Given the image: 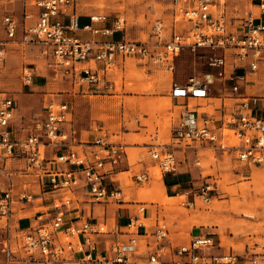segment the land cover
I'll return each mask as SVG.
<instances>
[{
  "label": "built area",
  "instance_id": "1",
  "mask_svg": "<svg viewBox=\"0 0 264 264\" xmlns=\"http://www.w3.org/2000/svg\"><path fill=\"white\" fill-rule=\"evenodd\" d=\"M175 9V21L186 20L191 27L186 31H173L169 40L163 36L164 24L158 20L155 25L157 40H90L83 39L74 33L80 29L105 36L112 35L115 29L122 28V17L118 18L114 28L94 26L93 23L105 22L107 15L91 16L92 24L81 25L76 12V0H40L41 8L38 19L31 25L24 26L18 34L19 21L12 15L3 18L2 25L6 32V40L0 41V62L6 59V43L40 46L44 54H49L63 76L74 84L86 83L94 87L95 93L111 90L115 82L108 77L117 63V57L123 60L137 57L157 66L174 70V61L184 49L194 53L210 51L205 55L208 64L217 69V76L224 81H232V91L238 99L236 104H224L220 125L214 124L210 117H198L197 111H187L174 126L172 138L174 143L161 144L151 151V156L158 162L164 172L177 169V161L172 151L175 145H194L195 147L210 144L223 150V153L237 152V159L249 166L264 167V116L259 114L247 96L239 95L241 86L238 81L243 76L227 73L228 51H234L237 61L245 62L249 57L250 68H258L259 59L264 56V23L248 16L240 30H231L224 11L215 12L217 3L226 0H172ZM261 14L264 15V0H259ZM26 18L31 14L25 13ZM68 17L67 22L65 18ZM34 80V67L25 66L22 70V81L30 86ZM173 98L206 99L210 97V88L203 80L191 76L187 83L173 82L171 89ZM221 107V108H222ZM17 101L12 96L0 99V221L5 227L12 228L11 218L16 196L20 200H29L32 194L28 188L17 193L15 172L33 174L39 184L48 190H72L81 181L88 188L93 202H124L123 190L107 183L108 175L122 161L125 150L121 144L108 140L104 135L92 141H80L87 149L78 150L68 146L69 134L63 132L65 123L71 121V108L67 101L50 97L45 101L43 115L37 117L31 127V133L25 138H15L12 132V121L15 116ZM189 108V106H188ZM232 138L237 143L232 142ZM46 146L54 150L52 159L46 157ZM45 148L42 151V148ZM22 157L24 166L13 170L7 162ZM50 161L53 164L50 166ZM150 179L147 171L136 175V180L146 182ZM111 181H115L110 178ZM211 186L201 188L204 200L211 197ZM72 199L55 201L59 209L56 216L48 223L32 225L22 230L21 248L30 261L41 264H56L67 251L74 250L73 237L84 236V242H91L90 235L96 232L91 220L80 224L66 225L64 206ZM194 204V203H189ZM142 207L140 210L143 211ZM143 225V224H142ZM141 223L130 218L128 233L132 236L128 243L117 242L113 247V259L105 256L97 258L98 264H128L129 252L133 251L139 240ZM152 236L154 246L151 248L148 264H264V253L240 254L232 252L213 255L208 251L214 245L210 234L195 237L188 245L169 248L165 242L169 240V228L160 221L153 232H145ZM61 235H65L64 240ZM72 238V239H67ZM9 240L3 251L7 264L16 258ZM78 243L81 244L80 239ZM168 252L170 260L163 259ZM88 259L93 260L92 252Z\"/></svg>",
  "mask_w": 264,
  "mask_h": 264
},
{
  "label": "crops",
  "instance_id": "2",
  "mask_svg": "<svg viewBox=\"0 0 264 264\" xmlns=\"http://www.w3.org/2000/svg\"><path fill=\"white\" fill-rule=\"evenodd\" d=\"M8 3H12L15 0H3ZM24 3L20 1L15 3L9 4L8 6H5L4 9V15L2 16V21L4 16L12 14L14 15L18 21H19V28H18V34H21L23 31L24 26L31 25L35 23V21L38 19V16L40 14L41 8L37 5L38 1L40 0H22ZM128 3L127 10L123 14L120 10H122L120 0H76V12L79 15V20L82 23L81 25H87L92 24L91 22V16L94 15H107V20L105 22L100 23H93L94 26H107L110 28H114L116 21L118 18L121 17V15H125L124 19V25L120 29H115L114 33L109 36H105L102 34H95L91 31L80 29L79 31H76L74 34L78 35L79 37L83 39H94L98 41H105V40H120V39H126V40H138V41H150L154 42L157 40L155 33V25L157 24V21L160 20L164 24L163 28V36L165 40H169L173 31H186L191 27V23L186 20H180L181 22L178 23V21H175V7L172 0H126ZM138 2V3H136ZM163 4V7H157V4ZM257 7L259 12L258 14L255 13V8ZM215 12L218 11H224L227 21L229 23V27L231 30H240L242 28V24L244 23L245 19L248 16H253L256 18V21L263 22L264 23V15L261 14L260 7H259V0H226L223 3H217L214 9ZM25 13L31 14L30 18L25 17ZM134 13L137 15L139 13L145 14L144 18L141 19L142 22L135 23L134 21H131V16L134 15ZM161 13L162 17L155 19V16H158ZM1 17V14H0ZM65 20L68 22L69 18L66 17ZM1 21V23H2ZM168 22V24H167ZM185 24V25H184ZM3 26V25H2ZM4 29V27H3ZM5 32V30H4ZM6 35V32H5ZM117 35H120L117 36ZM147 37V39H145ZM7 36L4 40H6ZM0 40V41H4ZM13 43H6L5 50L8 48L9 45ZM184 51H188L195 57V59H199L202 63L205 69H207L210 73H212L219 82H223L224 88H220L221 91L220 95H212L211 94V87L209 83H207L205 80L200 77V75H193L201 80H203L205 83L208 84L210 88V97L206 99H194V98H173L171 96V89L173 82H178L180 84H185L188 81V78L191 76H188L187 79L178 78L175 75L176 71V65H177V59L183 53ZM210 51H203L201 50L198 55V53H194L189 49H184L179 56L175 58L174 61V70H169L166 67L157 66L150 62H147L145 59L137 58V57H128L127 59L123 60L121 57H117V64L108 71V77L109 79H112V75L115 72L116 69L121 70L123 73H127L128 69L136 68L137 67H145L148 69H154L158 71H162L163 74H159L157 76H161L160 78L164 79L165 76H168L165 79V84L162 87V92H168L167 97H170L172 101H176V103H173L174 107H176L178 111V116L175 118L171 124L170 129V141L168 144L174 143V139L172 138V132L174 126L180 121V119L186 114L187 111L193 110L197 111V116L202 117H210L214 119V124L220 125L221 124V118H222V109L224 104H236L238 99H235L234 96L236 95L232 91V85L234 82L232 81H224L223 79H220L217 76V69L214 67L209 66L208 60L206 58L205 53H208ZM227 57V73H235L239 76H243L244 79L238 81L241 90L239 92V95L241 96H247V98L251 99L252 104L256 108L257 112L264 116V56L259 59L258 68L253 71L250 68L249 60L250 57L245 62H239L237 61V57L235 55L234 51H228L226 53ZM6 59H7V53H6ZM5 59V61H6ZM16 61V60H15ZM2 63V62H1ZM4 63V62H3ZM2 63V64H3ZM18 63L20 64V59H18ZM17 65V62H16ZM13 67V64L11 65ZM18 67V65H17ZM24 68V67H23ZM22 68V70H23ZM18 68H15V71H18ZM37 70V71H36ZM153 71V70H152ZM153 71V72H154ZM12 72V70H10ZM13 73V72H12ZM12 77V76H11ZM1 78V77H0ZM21 78H22V72H21ZM46 75L43 72L38 71L36 67L34 66V80L33 83L30 85V89L33 90L34 88H40L45 89L46 83ZM114 81V80H113ZM23 87L28 86L23 83L21 80ZM72 82V81H71ZM115 82V81H114ZM74 87H78V89L82 88V94L84 96H101V95H107L111 94L112 91L115 90L116 84L113 89L111 90H104L101 93H95L94 87L89 86L86 83L81 84H74ZM21 83H17L13 80L1 78L0 80V95H8L12 96L17 101V108L15 111V116L12 121V132L13 136L15 138H25L27 135L31 133V127L34 122V119H30V121L23 117V115H31L33 114L32 108L33 106L31 103V94L24 92L23 87ZM9 90V93L7 94L5 91ZM11 91V92H10ZM87 91L89 93H87ZM139 93H128L126 97L128 99L124 103V109L127 112L125 114V119L127 121L128 127L124 135L122 136L121 142H114L121 144L125 150V155L122 159V161L119 163V165L116 166L114 169V172L108 175L107 183L111 185H115L120 187L123 190L124 198H125V191H124V179H119V175L126 172L132 173V179L137 182L136 175L140 172L147 171L150 174L151 180V170L150 168L155 167L158 162L152 158L151 151H153L156 148H159V145L161 143L158 142V137L153 138L151 136V139H149V136L151 135L149 133V127L147 125H143V121H141L139 118L134 121L133 115L136 110L137 115L140 113H143L145 109H148L149 104L154 101L153 97H157V95L149 96L146 95V91H138ZM159 92V91H158ZM85 93V94H84ZM75 97L77 95L73 94ZM165 96V95H163ZM53 97V96H52ZM48 98H45L44 102ZM61 99V98H59ZM40 99H36V101H39ZM63 100V99H61ZM195 102H194V101ZM218 100V101H217ZM67 101L70 108H71V121L64 124L63 132H66L69 134L70 142L68 146H72L75 149L82 150L83 148L87 149L85 145L80 143V141H92L95 137L100 136L97 135L92 129L93 127V121L89 119V116L85 110H87L86 103L87 99H83L81 95H79L78 98L75 99V103H79V105L82 107L83 114L86 113V117H83L82 119L85 121V123H80L78 111L76 110L74 106ZM72 101V100H70ZM155 102V101H154ZM153 102V103H154ZM170 102V105H168ZM172 102L169 99L167 104L162 105L163 108L171 107ZM44 106L45 103H43L42 106V115L44 113ZM189 106V108H188ZM86 107V108H85ZM222 107V108H221ZM139 110V112H138ZM141 111V112H140ZM135 113V114H136ZM78 116V121L76 117ZM41 115H38V117ZM147 118V117H145ZM32 122V123H30ZM79 130V132H78ZM84 131H87L88 134L85 135ZM107 137V135H104ZM109 140V137H107ZM153 138V139H152ZM110 141V140H109ZM113 142V141H111ZM167 144V143H166ZM210 148V149H216L215 147L211 146L210 144H204L198 147H195L194 145H175L172 146V151L174 152L177 160V169L173 172H164L163 174L160 173V175L154 176L153 184L156 182L159 187H162V189L166 190V193L169 196H177L180 194L181 190L187 189V186L191 182L192 176L194 177L195 174L198 173V170L196 167L193 166V163L191 161H186L187 158H191V150L193 149V152L200 154L198 148ZM48 148V149H47ZM139 148H146L148 149L146 153V158L143 161H140V163H137V165H134L130 162V156L129 152H133L134 149ZM54 150L51 147L46 146V157L48 159H52L54 156ZM198 156V155H197ZM199 158L195 160V162L198 161ZM237 161V160H236ZM25 160L22 157H16L13 159H10L7 164L13 169L17 170L20 167L24 166ZM241 164L247 165L241 161ZM200 163V162H198ZM50 166L53 164L50 161ZM249 166V165H247ZM249 167H260V166H249ZM261 168V167H260ZM15 182L17 183L16 192L19 193L24 190V187H26L25 182L29 180V182L33 179H35L33 174H22V172H15ZM110 178L114 179L115 181H111ZM39 183V182H38ZM138 184H141L140 182H137ZM39 192L33 193L31 198L29 200H20L18 199V196H16V200L13 206V214L11 218V224L16 228L18 231H22L24 229H27L28 227L32 225H37L41 223H48L50 222L57 214L58 208L55 206V201L57 200H64L65 197H70L72 199L71 203L67 206H64L63 209L65 210L64 213V221L66 225H69L71 223L77 225L80 224L86 220H91L96 232L92 233L90 235L91 242H84V236L81 235L79 237H73L74 239V250L67 251L64 255L61 261H59L56 264H98L97 258L105 256L108 259H113L115 253L113 251V247L117 242L122 243H128L130 237L132 236L129 234L128 231V223L130 221V218H134L135 221L141 220V212L143 214V219H150L151 218V210L150 207H148L147 196H143L142 199L145 201H140L138 199L137 192H135V197L133 199H130V201H126L124 199V202H114V201H108V202H93L89 193L88 188L84 185L83 181H81L76 187H74L72 190H60V191H53L48 190V187L42 186L39 184ZM138 188V187H137ZM154 198V197H153ZM157 198V197H156ZM154 201V200H152ZM152 207H158L159 210L160 206L156 204H151ZM142 207L143 211L140 209ZM141 223V227L138 229V234L135 236L138 238L139 242L137 246L134 248L133 251L129 252L128 258V264H148V260L145 257V255L148 256L150 253H152L151 248L154 246L153 237L150 235H145V232L151 233L153 232V228L149 230V227L145 223ZM102 225H105L108 227V229H103ZM11 226V227H12ZM202 234H209V233H202ZM200 234V235H202ZM62 236V235H61ZM199 236V234L197 235ZM196 236V237H197ZM80 239V243H78ZM179 238L175 237V239H172L169 237V240L165 242V245L168 246L171 249H174V247L185 245V243L179 244ZM145 243V245H143ZM145 247V248H144ZM145 250L146 253L141 252V250ZM147 248V249H146ZM92 252L93 260L88 259V253ZM170 253V252H169ZM167 255V254H166ZM163 256V259L170 260V257ZM133 256L132 260L131 257ZM31 264H41L39 261H31Z\"/></svg>",
  "mask_w": 264,
  "mask_h": 264
},
{
  "label": "rangeland",
  "instance_id": "3",
  "mask_svg": "<svg viewBox=\"0 0 264 264\" xmlns=\"http://www.w3.org/2000/svg\"><path fill=\"white\" fill-rule=\"evenodd\" d=\"M15 1L18 2L20 0ZM15 1L12 3H15ZM21 2L24 3L22 0ZM120 2L123 3L120 11L124 14L128 3L126 0H120ZM12 3L0 0V40H4L6 37L1 23L4 9L5 6ZM163 6V4H157V7ZM253 9L258 14V8L255 7ZM144 16L145 14L143 13L138 15L134 13L131 16V21L135 23L142 22L141 19ZM121 17L125 18V15H121ZM160 17H162L161 13L155 16V19ZM80 24L82 23L80 22ZM121 24L124 25V22H121ZM117 36L120 37V35ZM6 53V61L3 64L0 62V77L2 79L14 80L16 84L21 83L22 85L21 72L25 66H35L38 71L46 75L47 85L45 89L34 88L31 90L30 86L23 87L22 85L23 91L30 93L32 97L30 104L33 106V114L29 115V117L28 115H23L27 121L42 115V106L45 103V98L49 99L55 96L58 99L68 100L76 110L82 111V114L78 111L79 121L80 123H85L82 118L87 116L86 113L83 114L84 110L82 107L79 103L74 102L81 95L83 99H87V102L83 104L88 106L85 111L89 119L93 121V131L97 135H107L110 141L121 142L124 132L128 130V124L125 119L127 112L124 109V103L128 99L126 95L128 93H139L138 91L143 90L148 92L146 95H157V97H153L155 102H151L148 109H145L143 113L137 115L136 110L133 111V120L136 121L139 118L143 121V125H147L150 128L149 133L151 135L149 139H151V136L153 138L158 137V142L156 143L166 144L170 141L171 124L177 118L178 111L173 105L176 101H172L170 97L166 96L168 92H162L165 79L168 77L165 76L162 79L160 78L161 76H157L163 74L162 71H154L152 68L148 69L145 67H137V69L133 67L128 69L127 73H123L121 70L116 69L112 75L116 88L111 94L84 96L82 88L74 87L70 79L63 76L62 70L55 65L53 58L49 54H44L40 46L11 44L6 49ZM18 59H20V64ZM16 62L19 67L18 71H15V68H18ZM12 64L13 67L11 66ZM195 74L200 75L203 80L209 83L212 95L221 94L219 89L225 87L223 82L217 81L214 75L204 68L203 63L199 59H195L191 53L184 51L177 59L175 75L178 78L187 79L188 76ZM5 92L8 94L9 90ZM74 92L77 97L73 95ZM87 93L89 92L87 91ZM1 98L2 95H0ZM37 98L40 100L35 102ZM169 99L172 102L171 107L163 108L162 105L167 104ZM78 116L76 117L77 121ZM84 134L87 135L88 132L84 131ZM44 149L43 147L42 151ZM198 150L200 154L195 153L197 151L193 152L192 149L191 158L186 160L193 163L198 173L194 177L192 176L187 189L181 190L177 198L169 196L166 190L159 187L156 182L153 184L155 174L164 173L158 164L150 168L152 178L149 182H140L141 184H138L137 182L139 181L136 182L132 179L131 172L119 175V179H124L126 201L133 199L135 192H137L140 201L146 202V200L142 199L143 196H147V199L151 200L147 201L151 210V218L143 219L141 212V220L139 222L145 223L149 230L151 228L155 229L159 221L166 223L169 228V237L172 239L178 237L180 240L179 244L185 243L187 240L185 244L188 245L198 234L209 233L214 239V245L208 251L213 255L232 251L240 254L264 253V167H249L237 162L236 151L223 153L222 149H210L207 147L198 148ZM147 151L148 149L146 148H136L133 152H129L130 162L137 165V163L146 158ZM197 158L199 159L195 162ZM34 178L30 182L29 180L25 182L30 194L39 192L40 185L37 178ZM205 185L211 186L209 201L204 200L201 195V188ZM189 203L194 204L189 205ZM151 204L159 205L161 210L157 206L152 207ZM102 227L104 230L108 229L105 225H102ZM22 236V231L16 230L14 226L9 231L5 227V223L0 221V264H7V257L3 247L8 240L10 241L8 244H11L12 249L15 251L16 258L19 259L12 264H31V261L26 258V253L21 248ZM62 238L65 240V235H62ZM141 252L146 253L143 248ZM170 255L168 252L166 257H170ZM145 257L147 258L146 260H149L148 254ZM132 258L133 256L131 260Z\"/></svg>",
  "mask_w": 264,
  "mask_h": 264
},
{
  "label": "bare ground",
  "instance_id": "4",
  "mask_svg": "<svg viewBox=\"0 0 264 264\" xmlns=\"http://www.w3.org/2000/svg\"><path fill=\"white\" fill-rule=\"evenodd\" d=\"M169 104H170V103H169ZM232 142H233V143H236L234 138H232ZM175 197L177 198V196H175Z\"/></svg>",
  "mask_w": 264,
  "mask_h": 264
}]
</instances>
